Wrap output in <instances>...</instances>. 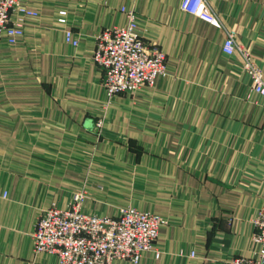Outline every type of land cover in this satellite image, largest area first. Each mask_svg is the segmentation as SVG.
<instances>
[{
    "label": "crops",
    "instance_id": "0c3cea01",
    "mask_svg": "<svg viewBox=\"0 0 264 264\" xmlns=\"http://www.w3.org/2000/svg\"><path fill=\"white\" fill-rule=\"evenodd\" d=\"M207 1L264 76V0ZM182 2L28 0L38 17L16 45L0 39V264H58L32 251V233L41 209L65 208L77 193L85 213L133 206L167 219L159 256L145 252L138 264L251 255L264 108L240 56L223 52L224 30ZM121 7L136 11V32L167 68L153 86L108 99L92 53L104 27L127 23Z\"/></svg>",
    "mask_w": 264,
    "mask_h": 264
},
{
    "label": "built area",
    "instance_id": "2783aa9c",
    "mask_svg": "<svg viewBox=\"0 0 264 264\" xmlns=\"http://www.w3.org/2000/svg\"><path fill=\"white\" fill-rule=\"evenodd\" d=\"M182 9L195 16L215 21L224 30L222 44L227 55L238 54L249 77L250 90L261 99L264 108V76L250 50L236 40V32L215 14L207 0H183ZM127 16L125 26L104 27L96 36L92 60L101 68L107 97L135 93L143 86H153L158 76L166 74V56L145 42L137 32V14L121 7ZM65 11H61L63 14ZM38 17V10L28 0H0V39L14 46L24 35L25 25ZM65 22L63 17L58 19ZM66 42L77 45L72 31L64 32ZM97 125H101L99 121ZM82 195L77 193L65 208L56 202L41 209L32 233V251L57 256L58 264H138L145 252H160L156 239L167 219L133 206L119 209L118 216H99L81 210ZM250 256H235L228 264H264V206L253 219ZM194 253H191L193 256Z\"/></svg>",
    "mask_w": 264,
    "mask_h": 264
}]
</instances>
